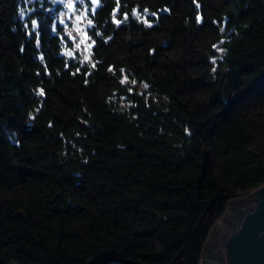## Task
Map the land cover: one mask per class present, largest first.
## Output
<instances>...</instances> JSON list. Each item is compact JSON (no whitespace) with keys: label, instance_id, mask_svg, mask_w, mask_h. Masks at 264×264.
Masks as SVG:
<instances>
[{"label":"trees","instance_id":"1","mask_svg":"<svg viewBox=\"0 0 264 264\" xmlns=\"http://www.w3.org/2000/svg\"><path fill=\"white\" fill-rule=\"evenodd\" d=\"M67 3L0 0V264H199L264 182V0Z\"/></svg>","mask_w":264,"mask_h":264},{"label":"water","instance_id":"2","mask_svg":"<svg viewBox=\"0 0 264 264\" xmlns=\"http://www.w3.org/2000/svg\"><path fill=\"white\" fill-rule=\"evenodd\" d=\"M199 264H264V182L230 198L212 223Z\"/></svg>","mask_w":264,"mask_h":264},{"label":"rangeland","instance_id":"3","mask_svg":"<svg viewBox=\"0 0 264 264\" xmlns=\"http://www.w3.org/2000/svg\"><path fill=\"white\" fill-rule=\"evenodd\" d=\"M80 26H81V22L77 20L75 22L74 30L72 29V32L74 34L79 32ZM79 41L82 42L81 39ZM85 264H117V262L113 260L112 258H110L107 254H100V255L88 258Z\"/></svg>","mask_w":264,"mask_h":264},{"label":"snow or ice","instance_id":"4","mask_svg":"<svg viewBox=\"0 0 264 264\" xmlns=\"http://www.w3.org/2000/svg\"><path fill=\"white\" fill-rule=\"evenodd\" d=\"M117 2H118V0H117ZM194 2H195V0H194ZM92 3L93 4H97V3H99V0H92ZM67 7H69V8H72L73 7L72 0H68ZM197 8H199V4H197ZM147 11H148L147 9L144 10L145 13ZM93 12H95V9H93ZM153 15H155V13H153ZM77 19H79V17H77ZM124 19L126 20L127 19V16H125ZM197 20L199 22L200 21V17H197ZM61 23H63V21H61ZM89 23H91V21H89ZM117 23H119V21H117ZM145 23L147 24V21H145ZM32 24H33V26H35L36 25V21H32ZM148 26H150V25H148ZM77 47H79V45H77ZM213 47H217V46L214 45ZM69 55H71V53H69ZM92 66L95 67L94 64ZM110 71H111V69H110ZM122 83H123V81H122ZM145 87H147V85H145ZM40 94L41 95L43 94V90H41V93Z\"/></svg>","mask_w":264,"mask_h":264}]
</instances>
